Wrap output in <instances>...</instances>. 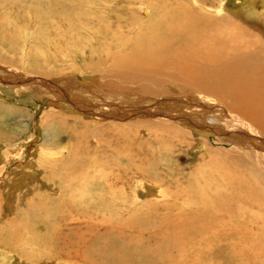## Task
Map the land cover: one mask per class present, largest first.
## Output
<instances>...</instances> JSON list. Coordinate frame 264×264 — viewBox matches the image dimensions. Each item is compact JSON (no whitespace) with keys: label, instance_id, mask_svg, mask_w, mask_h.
<instances>
[{"label":"rangeland","instance_id":"1","mask_svg":"<svg viewBox=\"0 0 264 264\" xmlns=\"http://www.w3.org/2000/svg\"><path fill=\"white\" fill-rule=\"evenodd\" d=\"M255 2L0 0V264H264V210L235 188L249 173L264 180V152L244 142L240 118L208 94L183 99L198 90L173 68L100 83L109 57L128 53L138 24L163 8L262 33L243 14ZM55 113L63 127L49 124ZM201 191L233 197L207 202ZM105 249L119 258L106 262Z\"/></svg>","mask_w":264,"mask_h":264},{"label":"bare ground","instance_id":"2","mask_svg":"<svg viewBox=\"0 0 264 264\" xmlns=\"http://www.w3.org/2000/svg\"><path fill=\"white\" fill-rule=\"evenodd\" d=\"M256 1L259 2L258 5L255 2L251 7L249 6V8L246 9L245 12H243V14L245 15L244 17L246 19H248L247 20L248 22H249V20H251V21H256V23L264 24V0H256ZM253 2H254V0H253ZM156 8H157V6L155 7V9ZM203 9H205V8H203ZM158 10H160V8ZM196 10H193L191 7H188V6L180 7L179 10H173V9L171 10L169 8H163L161 10V12H159L160 15H155L151 19L148 18L149 21H144V22L138 24L140 27V29H138V32L136 34H134L130 40H127L125 42L126 44H129V46L131 47L130 50L128 51V53H125V52L120 53L119 51H117V53H115V54L111 55V57H109L112 59L111 64H110V67L112 70L109 72L108 76H106L107 74L105 76H102V77L100 76L101 77L100 79L102 80L100 83L108 82L111 80L112 82H114L115 85L116 84L119 85L124 79L127 78V76L125 78V75L123 73H124V71H126L124 69H128V68L131 69V68H138V67L139 68L150 67L151 70L153 68L154 70H156L158 72L164 68L165 69L173 68L176 71L174 74L175 76L182 77L184 79V81L188 82L189 84L192 85V87H195V89L198 90L197 93L201 94V95H199L197 93H190L187 95L184 94L183 99H185V97H187V96H193V95H198L199 97H204L207 94L212 97V98H210L207 96L208 99H217L216 101L219 102V104H220L219 106L222 109V111L224 112V114H225V110H226L225 107H226L232 111L231 113L229 112L231 114V116L235 115V116H238V118H240V120H238L237 118L234 119L233 121L236 122V124H232V125H237L239 127V128L238 127L237 128L240 130V133H242V132L245 133L244 135H246L249 138V139L244 140V142H247V144H250L247 146L249 148H254V149L256 148V149L264 152V147L260 146V145H264V32L261 33L259 31H256L255 29L250 27L251 25L248 26V25L244 24L243 22L237 21V20L232 19V18H226V17H222V19H220L218 17L213 18V17H210L211 14L209 15V17L204 16V15L202 16V15L197 14L198 11H196ZM153 12H155V11L153 10ZM245 18H244V20H245ZM250 23H252V22H250ZM116 66L120 67L121 69L116 68ZM91 67H93V66H91ZM3 69H2V71H3ZM131 70H130V72H131ZM145 71H147V69H145ZM148 71H149V69H148ZM128 76H130V75H128ZM171 76H173V75H171ZM154 80H155V77H154ZM174 80H172V81H174ZM146 81H147V79H146ZM11 82H13V81H11ZM129 82L132 83V81H130V80H129ZM123 83H124V81H123ZM136 83H138V85L140 84V82H136ZM154 83H153V85H155ZM125 85H126V83H125ZM161 85H163V84H161ZM4 86H7V85H4ZM155 86H157V85H155ZM159 86H160V84H159ZM115 87H117V86H115ZM134 87H136V86L134 85ZM122 88H123V86H122ZM154 88L156 90V87H154ZM129 89H131V88H129ZM129 89L126 92H128ZM30 90H33V88ZM151 93L152 92H150V94ZM167 93H169V91ZM137 94L140 95L141 93H137ZM157 94H159V93H157ZM163 94H164V92L162 93V95ZM171 94L173 95V93H171ZM202 94L204 96H202ZM207 97H205V98H207ZM192 100H195V99H192ZM214 103H216V102H214ZM3 108L6 109V112L8 110V113H10V114L15 113V109H13V108L9 109L7 106H3ZM223 108L225 110H223ZM199 114H201V113H199ZM219 114L222 115V113H219ZM220 115H219V117L222 119V121H226L223 119V116L221 117ZM57 117H58L57 113L49 114V116L47 117L49 124H51V126H54L52 124L53 123L56 124V122H58L63 127V125L67 121L65 122L63 117H61V118H57ZM191 117H193V116H191ZM61 119L63 120V122H61ZM216 119H215V121L213 120L215 122L214 125L218 126L219 121ZM69 123H70V121H69ZM71 123H72V121H71ZM226 124L229 127L230 123L227 122ZM235 128H236V126H235ZM176 130H177V128H176ZM176 130L172 131V132L173 133L176 132L180 136L185 135L186 131H183L182 129H179V128H178V131H176ZM14 131L18 134H22V132L20 130L14 129ZM8 134L4 130L2 125L0 124V143H8L7 142V135ZM232 139H235V137H232ZM236 141H241V140H236ZM255 151L250 152V154L257 155V153ZM21 153L22 152L20 151L18 154V157ZM14 158H15V156H14ZM244 176L245 175H243L241 180H239V181L237 180V178H235L236 190H238V192L242 193L252 203L257 204L258 206H260L264 210V180L261 179V177L254 176V174H252V173H249L248 177H244ZM53 193H54V191H53ZM199 193H201V198L207 202L211 201V199H212L211 196H215V197H218L219 202L223 200L226 203L230 204L231 203V197H233L232 195H229V194L218 195V194L214 193L210 196V195H207V193H205L203 191H201ZM64 204H63V206H64ZM47 209H45V210H47ZM54 210L55 209L53 208V211ZM55 212L56 211H54L53 213H55ZM46 215H48V214H46ZM71 216H72V214H71ZM74 216L76 217V215H74ZM65 219H66V217H65ZM75 219H77V218H75ZM50 220L51 219L48 218L47 221H50ZM78 220H76V221H78ZM83 220H84V218H82V221ZM70 222H72V220ZM50 223H52V221ZM75 223H79V221L75 222ZM47 227L48 226H46V228ZM73 227L74 226H72L71 228H73ZM77 227H78V225H77ZM96 229H97V227H96ZM43 231H45V230H43ZM56 231H58V229ZM86 231H88V230H86ZM28 232H29V230H28ZM50 233H51V230H50ZM81 233L82 232H79V234L78 233L77 234L82 238ZM41 235L45 236L44 234H41ZM52 235H50V236H52ZM65 235H66V233H65ZM68 235H70V234H68ZM61 236H63V235H61ZM37 238H39V237H37ZM30 241H31V243L33 242L32 239H30ZM66 241H68V240H66ZM35 244H37V243H35ZM103 244H105V242ZM54 245H53V247H55ZM34 246H37V245H34ZM106 246H107V248H110L109 245H106ZM60 248H62V250H64L63 247H60ZM70 248H71V245H70ZM41 249H43V247ZM34 250H32V251H34ZM57 250L59 251V249H57ZM44 251H46V250H44ZM106 251H109V253H105ZM111 251L112 250H106L105 249L104 253H103L104 254L103 257L106 259V262H107V260H110V262L113 263L116 261V259L119 258V256L117 254H115L114 252H111ZM52 254L54 255V253H52ZM67 255H69V254H67ZM44 257H45V255H44ZM136 260L141 261L140 259H136ZM101 262L103 263L105 261H100V263Z\"/></svg>","mask_w":264,"mask_h":264}]
</instances>
